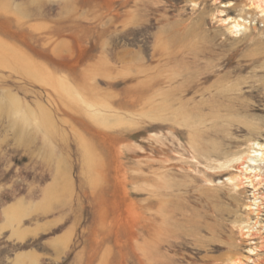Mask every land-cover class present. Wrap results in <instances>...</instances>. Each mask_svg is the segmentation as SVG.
Here are the masks:
<instances>
[{"label":"rangeland","instance_id":"1","mask_svg":"<svg viewBox=\"0 0 264 264\" xmlns=\"http://www.w3.org/2000/svg\"><path fill=\"white\" fill-rule=\"evenodd\" d=\"M249 4L0 0V264H264L227 182L264 145Z\"/></svg>","mask_w":264,"mask_h":264},{"label":"bare ground","instance_id":"2","mask_svg":"<svg viewBox=\"0 0 264 264\" xmlns=\"http://www.w3.org/2000/svg\"><path fill=\"white\" fill-rule=\"evenodd\" d=\"M250 1V7H253V9L256 11V13L260 14L261 17L264 18V0H249ZM225 8H230L233 5L229 4V5H225ZM244 12V10H242V13ZM223 13V12H222ZM224 16V14H223ZM222 23L232 32V33H240L242 30L246 29L245 28V20H243L242 18H238V19H234V18H227L225 20H222ZM244 24V25H243ZM3 51V50H2ZM6 52V51H5ZM3 57V56H2ZM8 57V56H7ZM1 58V57H0ZM6 59V58H4ZM10 59V58H9ZM1 60V59H0ZM2 64V63H1ZM23 64V63H22ZM5 65V64H4ZM26 66V65H24ZM24 68V67H23ZM30 68V66H29ZM32 68V67H31ZM36 68V67H35ZM39 71V70H38ZM28 72V71H27ZM33 72V71H31ZM41 72V70H40ZM34 73V72H33ZM37 74V73H36ZM40 74V73H39ZM43 74V73H42ZM38 77H40L38 75ZM44 78V76H42ZM47 77V76H46ZM151 78V77H150ZM51 79V78H50ZM45 80V79H44ZM50 83L49 78L47 79ZM46 80V81H47ZM63 80V79H62ZM61 80V81H62ZM45 81V82H46ZM55 81V79H54ZM53 81V82H54ZM60 81V80H59ZM52 82V81H51ZM48 83V85H49ZM57 83V82H55ZM53 84V83H51ZM56 85V84H55ZM60 85V86H59ZM59 89L62 91L63 94H65L66 100L69 98V100L71 101V98L75 101L77 98H80L79 93H77V91L75 89H73V87H71V85L65 84L63 83H59ZM167 85V84H166ZM52 88H54V84L51 85ZM57 86V87H58ZM79 90V89H78ZM55 91V89H54ZM53 91V92H54ZM57 92V89H56ZM85 92V91H84ZM90 92V91H89ZM55 93V92H54ZM58 93V92H57ZM61 93V92H60ZM61 93V94H62ZM160 95V94H159ZM61 96V95H58ZM143 96V95H142ZM63 97V95L61 96V98ZM90 97V96H89ZM76 98V99H75ZM91 98V97H90ZM82 101H84L83 98H81ZM95 99V98H94ZM153 99V98H152ZM72 100V102H73ZM96 100V99H95ZM63 101V100H62ZM77 101V100H76ZM80 101V100H79ZM81 101V102H82ZM77 103V102H76ZM87 107L89 109H95L94 106L90 105L88 102H84ZM150 103V102H149ZM74 104V103H73ZM72 104V105H73ZM97 104V103H96ZM71 105V104H68ZM100 105V104H99ZM103 105V104H102ZM106 105V104H105ZM104 105V106H105ZM81 106V105H80ZM75 107V106H74ZM96 107V106H95ZM108 107V106H107ZM152 107V106H151ZM76 108H78V106H76ZM81 108V107H79ZM98 108V106H97ZM100 108V107H99ZM109 108V107H108ZM149 109V108H148ZM151 109V108H150ZM82 110V109H81ZM88 110V109H87ZM104 110V109H103ZM97 112V111H95ZM90 114V112H89ZM93 114V113H92ZM91 114V115H92ZM99 114V113H98ZM111 114V113H110ZM116 116V115H115ZM118 116V115H117ZM89 117V116H88ZM92 117L94 118V116L92 115ZM91 117L92 121L93 118ZM102 118V117H101ZM120 118V117H118ZM117 118V119H118ZM90 119V118H89ZM96 119V117H95ZM94 119V120H95ZM100 119V117H99ZM98 120V119H97ZM102 120V119H101ZM116 120V119H115ZM122 120V118H121ZM104 121V120H103ZM118 121H120L118 119ZM124 121V119H123ZM102 122V121H101ZM100 122V124H101ZM107 122V120H106ZM105 122V123H106ZM117 123V121H115ZM133 122V121H132ZM96 123V122H95ZM99 123V122H98ZM110 123V122H109ZM114 123V122H113ZM112 123V124H113ZM121 124V122H119ZM125 123V121H124ZM108 124V123H107ZM123 124V123H122ZM121 124V125H122ZM115 125V124H113ZM102 126V125H101ZM109 126V124H108ZM135 126V125H134ZM110 127V126H109ZM113 127V126H111ZM116 127V126H115ZM126 127V126H125ZM128 130V129H127ZM241 154V153H240ZM235 163H240V169H238L239 171V175H232L230 177L227 178V182L228 184L233 188L234 191L237 192V194H239L238 192H241L242 189L247 188L251 189V194L250 196L252 197V200H250V205L246 206V210L248 211V218L251 217L252 215L255 216V219L252 223H245L244 227L241 228V232H242V237H244L245 239H247L248 241L251 242V245H256L255 242H253L255 239L257 238H262L264 235V222L263 219L261 218L263 216V205H264V192L262 191V189L264 188V145L259 143V142H253L250 144L249 147V154L248 155H242L240 157H237L235 159H232L231 161H229L227 163V167L231 169L232 164ZM226 167V166H225ZM233 191V192H234ZM235 192V194H236ZM246 240V241H247ZM249 242V244H250ZM130 244V243H129ZM250 256H257L259 250L254 247L253 249L248 250ZM261 252V251H260ZM247 262L249 263H254L255 261L252 260L250 257H247ZM229 264H247L242 262L241 260L237 259V260H231L229 262Z\"/></svg>","mask_w":264,"mask_h":264}]
</instances>
